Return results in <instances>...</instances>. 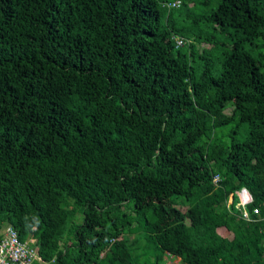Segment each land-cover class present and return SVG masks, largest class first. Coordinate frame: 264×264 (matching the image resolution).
Instances as JSON below:
<instances>
[{"label": "trees", "instance_id": "obj_1", "mask_svg": "<svg viewBox=\"0 0 264 264\" xmlns=\"http://www.w3.org/2000/svg\"><path fill=\"white\" fill-rule=\"evenodd\" d=\"M171 1L0 0V228L35 264H264V0Z\"/></svg>", "mask_w": 264, "mask_h": 264}, {"label": "built area", "instance_id": "obj_2", "mask_svg": "<svg viewBox=\"0 0 264 264\" xmlns=\"http://www.w3.org/2000/svg\"><path fill=\"white\" fill-rule=\"evenodd\" d=\"M165 5L167 7H176L179 5V0L167 2ZM181 42L180 38L176 40L177 44H181ZM235 195L237 196L235 206L239 210L240 217L248 222L256 220L253 215H258L259 209L253 207L248 210L247 208V205L251 202L249 193L244 188H241L235 192ZM261 232L264 235V227L261 228ZM164 260L165 264H179L177 256L170 253L165 254ZM36 262H41V259L37 254L34 240L32 238L19 239L16 229L9 223L4 224L0 228V264H35Z\"/></svg>", "mask_w": 264, "mask_h": 264}, {"label": "rangeland", "instance_id": "obj_3", "mask_svg": "<svg viewBox=\"0 0 264 264\" xmlns=\"http://www.w3.org/2000/svg\"><path fill=\"white\" fill-rule=\"evenodd\" d=\"M184 9H185V7H181V8H175L174 10H173V14L174 15H179L180 13H182L183 11H184ZM177 19L178 20H180V17H177ZM205 45V44H204ZM200 46V45H199ZM215 74L217 73L216 71L214 72ZM229 109H226V111H228ZM79 214H77L76 213V217H75V215H73L72 217H70V220L71 221H74V222H79ZM219 231H223V233H224V230H222V228H219ZM139 245V248H138V252L139 253H150L151 252V250H146V248H147V246H151L150 244H148L147 242H146V240L144 239V240H142V242L140 243V244H138ZM177 259L178 260H180L178 257H177ZM181 261V260H180ZM161 263L162 264H165V260H164V257H163V259H162V261H161ZM178 264V263H177Z\"/></svg>", "mask_w": 264, "mask_h": 264}, {"label": "bare ground", "instance_id": "obj_4", "mask_svg": "<svg viewBox=\"0 0 264 264\" xmlns=\"http://www.w3.org/2000/svg\"><path fill=\"white\" fill-rule=\"evenodd\" d=\"M243 188V187H242ZM245 189V188H244ZM246 190V189H245ZM247 191V190H246ZM248 192V191H247ZM249 193V192H248ZM250 195V194H249ZM251 197V196H250ZM252 200V199H251Z\"/></svg>", "mask_w": 264, "mask_h": 264}]
</instances>
